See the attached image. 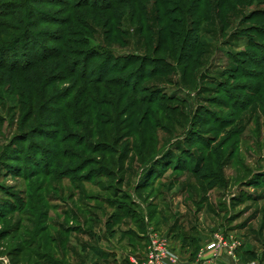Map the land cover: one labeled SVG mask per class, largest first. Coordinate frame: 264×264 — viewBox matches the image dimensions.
I'll list each match as a JSON object with an SVG mask.
<instances>
[{"label": "rangeland", "instance_id": "rangeland-1", "mask_svg": "<svg viewBox=\"0 0 264 264\" xmlns=\"http://www.w3.org/2000/svg\"><path fill=\"white\" fill-rule=\"evenodd\" d=\"M21 35L7 61L62 45L76 72L0 70V264L123 255L150 233L222 234L264 264V0H0V45ZM111 56L137 57L136 88L98 79Z\"/></svg>", "mask_w": 264, "mask_h": 264}, {"label": "trees", "instance_id": "trees-1", "mask_svg": "<svg viewBox=\"0 0 264 264\" xmlns=\"http://www.w3.org/2000/svg\"><path fill=\"white\" fill-rule=\"evenodd\" d=\"M60 4H61V6L62 5H67V7H69L70 9H72V7L74 6V4L65 3V2H61ZM86 5H88V4H86ZM39 15H38V17H40V18H38V21H41L42 20V16L41 15L39 16ZM62 23H64V21H62ZM63 27H64V25H63ZM19 38L20 39L17 42L13 40V41H11V42L3 45V46L0 45V70H6V68H12V69L14 68L15 70L17 69L18 71H20L23 68H26V67H28L30 65L32 66L34 64H37V63H40V62H43V61L45 62L48 59L60 58V61H59L58 65L60 66L59 68L61 69V71H63L64 69H66V70L70 71V73L75 74L76 71L73 68H71V64L69 66V64L66 63L67 60H66V58H64L65 47L62 46V45H60V47H58V49H57V47L45 46L44 49L38 55H36L34 58H32V59L26 58L25 59V62L23 64H19V63H17L14 60L7 61L8 59L5 58L7 56H10V58L13 55L15 57L20 56V53L17 51L16 46H18L20 43H23V41L26 40L27 37H24L23 35H21ZM57 40L58 41H56V39H55V41H53L54 44H56V45H58V44L61 43V42H59V39H57ZM24 44H25V47L26 48H32L31 47V43H28V41H26V43H24ZM39 44L42 45L41 43L36 42V46H38ZM33 47L35 48V46H33ZM54 48H56V49H54ZM9 51H11L13 54H8ZM57 53H59V54H57ZM98 57H101V55L96 54L94 52H91V53H89V55L86 58H84V60H85L84 64L86 63L88 65V67H90V65L93 64V62ZM134 59H137V57H128V58H125V59L120 60L117 63L116 62L117 60L114 59L113 56L108 57L104 61V64H103L104 65V68L103 69L104 70L106 69L107 71H105V73L103 74V76L102 77H99L98 79H103L104 77H108L112 73H115L116 75H118L119 73H121L118 76H121L119 78H122V79H118L117 82H120V84H122L124 86H127V87H130V88L133 87L134 85L131 84L130 81H127L126 79H125V81H123V80H124V78H127V76L130 75V73L128 72V70L131 67V64L134 61ZM139 60H141V59H139ZM136 74H138V73H134L133 78L136 76ZM136 87L134 86V88H136ZM60 101L61 100L59 99V97H56L55 98V102H60ZM62 109H63V107H62ZM43 126H44V128H46L45 127L46 125H42L41 127L37 128V131H39V132L41 131V134L39 136L42 137V139H52V137H50V134L46 133L45 131H43L41 129ZM7 165L8 166H11V163H7ZM108 227H109V223H108ZM183 241L185 243H190V244H192V245L195 246L194 241H190V242H188V241L186 242L185 240H183ZM92 248H93V251L95 252V254H97V255H101L102 254V250L99 249L98 247H92ZM199 251H200V246L197 244L195 246V253H196V255H197V253H199ZM105 255H107V254H105ZM249 260H252V259H248V261Z\"/></svg>", "mask_w": 264, "mask_h": 264}, {"label": "built area", "instance_id": "built-area-1", "mask_svg": "<svg viewBox=\"0 0 264 264\" xmlns=\"http://www.w3.org/2000/svg\"><path fill=\"white\" fill-rule=\"evenodd\" d=\"M236 242L230 241L221 235H216L199 251L193 264H221L219 258L225 252L232 257L236 255ZM142 260L132 258L134 264H172L177 262V255L172 251L170 241L165 236L151 235L148 237V246L141 253ZM246 264H260L257 260Z\"/></svg>", "mask_w": 264, "mask_h": 264}, {"label": "crops", "instance_id": "crops-1", "mask_svg": "<svg viewBox=\"0 0 264 264\" xmlns=\"http://www.w3.org/2000/svg\"><path fill=\"white\" fill-rule=\"evenodd\" d=\"M170 245L172 248V251L177 255L178 259L176 263L172 264H193L197 255L195 253V246L190 244V243H185L181 239L177 238H170ZM145 246L144 244L145 241L141 240L138 246ZM205 245V244H203ZM92 246H97V245H91L90 247H84L78 252H75L76 254L73 253V257L77 259L76 262L71 263V260H69V264H134L132 261V258L136 257L140 261L142 260V255L141 253L145 250V248L141 251V249H138V246L132 247L130 246V250L126 251L125 254L121 253H108L107 250L103 247H98L99 249L102 250L101 255L95 254L93 251ZM201 249V248H200ZM107 254V255H105ZM198 254V253H197ZM238 257H232L228 255L227 253H223L221 257L219 258V262L221 264H243V261L241 260V256L239 259H236ZM171 264V263H170Z\"/></svg>", "mask_w": 264, "mask_h": 264}]
</instances>
